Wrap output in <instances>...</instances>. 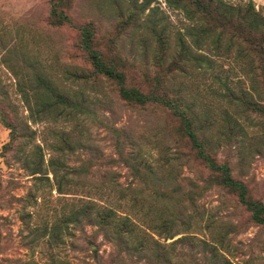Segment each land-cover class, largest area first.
<instances>
[{"label":"rangeland","instance_id":"rangeland-1","mask_svg":"<svg viewBox=\"0 0 264 264\" xmlns=\"http://www.w3.org/2000/svg\"><path fill=\"white\" fill-rule=\"evenodd\" d=\"M52 5L73 27L48 26ZM84 25L124 85L173 96L203 127L210 157L264 206V118L235 100L262 104L263 91L236 45L193 43L198 24L166 0H0V109L17 125L5 152L0 123V264H264V228L234 196L205 185L207 172L171 111L129 106L111 83L72 77L88 71L78 49ZM156 38L166 44L160 61ZM180 42L190 60L172 62ZM45 88L75 110L51 107L50 97L43 109ZM116 142L139 176L118 158ZM87 196L129 218L136 235L123 240L84 220L60 224L57 243L44 234ZM164 221L168 233L157 227Z\"/></svg>","mask_w":264,"mask_h":264},{"label":"trees","instance_id":"trees-1","mask_svg":"<svg viewBox=\"0 0 264 264\" xmlns=\"http://www.w3.org/2000/svg\"><path fill=\"white\" fill-rule=\"evenodd\" d=\"M166 3L170 8L181 11L187 19L198 24L199 27L196 29L195 37L192 36L193 43L201 44V42L208 41L211 38L213 41L210 43H212L213 48H218L221 41H225L228 47L232 44L238 47L241 55L249 62L253 79L255 76L261 91H263V100L262 104H259L244 95L235 98V100L244 111L264 118V7L255 9L250 1L230 4L223 0H166ZM47 24L51 28L62 25L73 27L68 18L56 10L54 5H52L48 14ZM77 31L79 36L78 49L86 61L88 71L80 69L72 77L82 83L88 81L95 83L99 79L111 83L116 88L118 98L129 106L143 108L146 105H155L171 111L180 122L177 132L189 143V148L195 151V157L199 159L207 172L204 177L205 185L221 188L234 196L237 203L248 213L249 220L253 224L264 228V206L248 197L244 184L232 177L227 164L219 163L210 157L207 152V139L201 132L203 127L195 126L193 117L188 112L179 109L173 96L155 91L145 94L137 89L127 88L124 85L122 73L116 68V63L93 48L90 27L87 25L77 27ZM179 44L181 45L176 54L177 60L174 59L172 62L190 60L185 44L183 42ZM165 46L166 44L162 39L156 38L157 61L161 60L165 52ZM45 93L46 100H42L41 96L38 98V102L43 109L49 107L50 104L46 101L48 100L47 97H50L53 99V106L51 107L61 104L75 110V106L64 95L56 93L50 88H45ZM0 123L8 130V142L2 146V150L7 152L17 137V125L3 108L0 109ZM114 149L122 163L135 173L134 176H139L137 167L133 166L122 155L118 142L114 145ZM35 167L38 168V164ZM36 168L33 169V173H37ZM190 185L196 188V185L192 182H190ZM56 191L59 194L63 192L59 182ZM90 199L87 196L83 201L78 200V204L73 206L69 214L62 216L58 224H52L48 230L45 229L44 234L57 243L59 241L58 230L60 224H80V221L84 220L87 224L113 230L115 235L123 240L127 236L136 235L134 225L129 218L119 216L113 208L99 205ZM157 227L167 233L170 229L166 221L160 223ZM140 238L141 240L137 243L138 248H141L144 242V236L142 235ZM184 239L179 238L176 242H182Z\"/></svg>","mask_w":264,"mask_h":264}]
</instances>
